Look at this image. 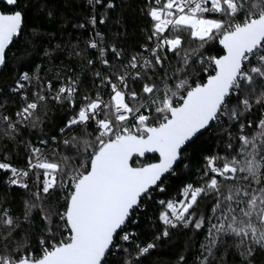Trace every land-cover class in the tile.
Masks as SVG:
<instances>
[{
    "label": "snow or ice",
    "instance_id": "snow-or-ice-1",
    "mask_svg": "<svg viewBox=\"0 0 264 264\" xmlns=\"http://www.w3.org/2000/svg\"><path fill=\"white\" fill-rule=\"evenodd\" d=\"M3 4L0 70L13 75L0 87V173L24 195L16 212L0 193V264H145L184 230L192 235L164 264H190L192 250L191 264H264V0H145L150 27L127 55L98 28L118 0H87L71 24L90 30L84 49L71 37L52 47L55 33L27 26L34 5L56 18L47 0ZM63 49L81 71L24 70L33 54L51 65ZM50 101L65 116L45 131ZM198 137L216 147L194 166ZM180 173L178 196L157 200Z\"/></svg>",
    "mask_w": 264,
    "mask_h": 264
},
{
    "label": "trees",
    "instance_id": "trees-1",
    "mask_svg": "<svg viewBox=\"0 0 264 264\" xmlns=\"http://www.w3.org/2000/svg\"><path fill=\"white\" fill-rule=\"evenodd\" d=\"M50 6L55 7L56 9V18L49 23L43 14L37 15L35 12V5L29 9L28 11V20L27 26H31L32 24L39 23L41 25L46 26L48 32L55 33V39L50 41V45L54 47L56 44H65L69 42L75 44L77 40H79L80 48H85V40L89 38L90 30H75L72 28V23H77L80 21L83 16L89 11V5L87 4V0H47ZM145 0H118V6L114 11H110L107 16V22L104 25H98V28L101 32L105 34L107 37L106 43L115 42L118 46H123L126 49V55L131 51H139L138 44L144 42V34L141 29H146L150 27V18L141 14L140 9L144 6ZM0 7H4V4L1 3ZM61 16L68 17L71 23H64L61 20ZM117 19L121 20V24L117 25L115 21ZM120 33V37L116 38V34ZM46 44L48 41L45 39ZM195 46V45H193ZM218 50V47L213 48V54ZM12 51H15L13 47L9 51V55H11ZM40 52L43 49H39ZM87 55L89 58H93L96 56L95 50L89 49L87 50ZM108 59L111 61L112 56L111 53L108 55ZM173 62H175V57H172ZM36 64H42L45 66V71H47L49 78L55 75L56 67L62 68H72L77 72L81 71L82 65L80 63L79 57H69L68 51L66 49L58 50L53 53L51 59V65H49V61L47 59H42L41 56L33 54L27 61L24 67V70L35 67ZM98 67H102L99 66ZM106 70V69H102ZM13 73L9 70V68H4L0 72V87H3L8 78L12 77ZM41 75H44V72H41ZM91 72L88 70L83 71V79L85 84L90 83ZM104 96L107 97V92H104ZM50 107L47 115V120L45 121L43 127L45 131L49 129H53V126L59 123L65 116V111L63 108L55 104V102H49ZM67 106L65 105L64 108ZM9 113L15 111V107L9 106ZM27 134V133H26ZM208 134L205 133L204 137ZM204 137H198L196 141H194L193 145H190V149L193 153V165H197L199 163V155L202 150H212L216 147L214 141L204 142ZM33 141L35 142V136H32ZM11 148V145H9ZM222 150V145H221ZM20 152H23V148L20 149ZM14 163L23 164V160H17L13 158ZM4 174L0 173V193H8L9 203L11 208L19 212L22 209L21 197L24 195L23 190H20L13 186L10 190L3 183ZM187 180V176L184 173H180L177 176L170 178L168 183V189L165 193L157 195L155 198L159 199H168L169 197H175L179 194V189L182 184ZM203 204V201H202ZM210 207V205H209ZM142 213L144 210H141ZM159 211V206L154 205L147 209V215L155 218L153 213ZM146 216L141 215L140 229L143 231L146 228ZM192 234L187 230L184 231H174L172 233V241L169 245L162 246L157 250H154L148 260L145 261V264H154V262L159 261L161 264H164L166 261H170L175 259V254L180 251L183 247L185 240L191 236ZM204 238V232H200L196 234L194 239L197 241V247L199 240ZM195 255V250L189 251L187 253L189 262L191 264V260ZM232 256L228 257V260L231 264Z\"/></svg>",
    "mask_w": 264,
    "mask_h": 264
},
{
    "label": "water",
    "instance_id": "water-1",
    "mask_svg": "<svg viewBox=\"0 0 264 264\" xmlns=\"http://www.w3.org/2000/svg\"><path fill=\"white\" fill-rule=\"evenodd\" d=\"M1 3H3V0H0V4H1ZM2 70H3V69H2ZM2 70H0V72H1Z\"/></svg>",
    "mask_w": 264,
    "mask_h": 264
},
{
    "label": "built area",
    "instance_id": "built-area-1",
    "mask_svg": "<svg viewBox=\"0 0 264 264\" xmlns=\"http://www.w3.org/2000/svg\"><path fill=\"white\" fill-rule=\"evenodd\" d=\"M105 98H107V97H105Z\"/></svg>",
    "mask_w": 264,
    "mask_h": 264
}]
</instances>
